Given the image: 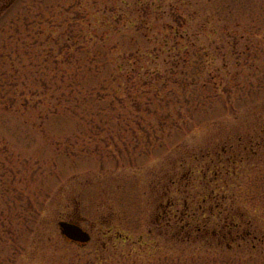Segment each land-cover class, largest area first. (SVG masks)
<instances>
[{
    "label": "rangeland",
    "instance_id": "1",
    "mask_svg": "<svg viewBox=\"0 0 264 264\" xmlns=\"http://www.w3.org/2000/svg\"><path fill=\"white\" fill-rule=\"evenodd\" d=\"M185 2L144 0L138 33L141 0H0V264H264L248 235L173 237L204 196L264 234V0Z\"/></svg>",
    "mask_w": 264,
    "mask_h": 264
},
{
    "label": "trees",
    "instance_id": "2",
    "mask_svg": "<svg viewBox=\"0 0 264 264\" xmlns=\"http://www.w3.org/2000/svg\"><path fill=\"white\" fill-rule=\"evenodd\" d=\"M182 2H185V0H182ZM146 5H147L146 3L144 5V0H141L140 6H139V12L137 15L139 17H135V18H138V20L132 21L133 25H138V29H136V30H138L137 31L138 33L139 32L141 33L140 24L141 23L147 24L146 21L150 17V14L147 13L148 8L147 9L144 8ZM145 9H146V12H145ZM170 9L171 10L169 13L172 15V18L167 19L165 22V25H164V29H165V32L167 35L166 37H168V33L170 31H171L170 32L171 34L174 33V36H173L174 38L179 37L180 34L183 36L184 32L181 33L180 30H181V28L183 29L187 26L188 21H189L188 19H189L191 13L189 15L186 14L179 5H175L173 7H170ZM118 16H121L120 13L118 14ZM121 21H123V19L116 20V23L115 22L114 23L120 24ZM132 22H130V24H132ZM128 23H129V21H128ZM128 23H127V25H128ZM186 30L187 29L185 28V31ZM67 46H68L67 44L62 45V51H63L64 47H67ZM136 50L140 51V48L138 47ZM68 57H70V56L69 55L66 56V58H68ZM136 58L137 57H135V55L130 54L129 64L134 66L133 69L136 68L135 67L136 65L138 66L140 64L139 63L140 61H138L139 59H136ZM140 58H141V56H140ZM132 60H134V62H132ZM140 60H143V59H140ZM127 65H128V63H127ZM140 65L142 66V64H140ZM149 73H150V70L148 69L146 72L147 77L149 76ZM147 77H145L144 79L147 80ZM158 78H159V76H158ZM175 82H177V81H175ZM149 84L151 85V82ZM141 88L143 90L144 86H141ZM98 91H100V92L106 91L105 82H102L101 87ZM64 94H67V93L64 91L62 92V99H63V97H65ZM100 99H102V98H100ZM170 190H171V185H165V187L163 188V191H164L165 195L167 194V196H169L168 194L171 192ZM207 201H208V197L204 196L202 199V203H201V201L199 202L197 209L195 208V205L192 207L189 206V204L186 201L184 204L185 211H183V213H180V215L178 213L174 214L177 217V223L174 224L172 221H167L168 215H169V211H168L169 208L168 207H170L171 204L173 207L175 204V201L174 200L171 201V199H170L167 208H164V212L162 213V217L161 218L159 217L160 219L164 220V221L160 220L161 221L160 226L161 227H170L172 224H174L176 226L178 223L180 224V222H182L181 228L178 231L174 232L173 237H176L178 235L179 238H183V239H190L191 236H194L197 239L199 238L200 241L207 242V244L209 245V247H207V251H209V250L214 251L215 250V251L219 252V251H221V249H225L224 247H226V250L227 249L230 250L236 245V243L238 241H239V245H242V242L245 241L244 239L247 237V235L250 236L251 239H257L258 241L261 240L260 243L264 242V234L259 237V235H257L256 233L253 234L251 232V229L244 228V227H249V226H245V224L250 225L251 223L246 222L245 220H241V221H238V219L236 220L237 216L231 214V212L228 213L229 215L226 216L223 224H221L219 227L213 226L212 225V219L209 218V215H205V213L207 211H209V212H211V217H215L216 214H221L223 212V210L221 209V204H217L216 206L218 208H220V210L218 209L219 211L217 213L216 211H214L215 205L213 203L209 205V201H208V205L204 204V202H207ZM190 207L192 209V212H190ZM198 209H202V211L204 212V215H200V213H198ZM165 233H166V236H170L169 235L170 230H167ZM186 236L188 238H186ZM253 248L254 249L257 248L255 244H253Z\"/></svg>",
    "mask_w": 264,
    "mask_h": 264
},
{
    "label": "water",
    "instance_id": "3",
    "mask_svg": "<svg viewBox=\"0 0 264 264\" xmlns=\"http://www.w3.org/2000/svg\"><path fill=\"white\" fill-rule=\"evenodd\" d=\"M59 226L62 234L71 240L87 242L91 239L90 233L77 223L61 220Z\"/></svg>",
    "mask_w": 264,
    "mask_h": 264
},
{
    "label": "flooded vegetation",
    "instance_id": "4",
    "mask_svg": "<svg viewBox=\"0 0 264 264\" xmlns=\"http://www.w3.org/2000/svg\"><path fill=\"white\" fill-rule=\"evenodd\" d=\"M172 203V202H171ZM169 209H171L172 208V204L170 205V207H168ZM86 220V218H79V219H68V221H70V222H75V223H80L82 226H83V223H84V221ZM86 230H88L89 231V233L91 234V239H92V233H91V231L89 230V229H87L88 227H85V226H83ZM91 241V240H90ZM89 241V242H90ZM86 244V243H85Z\"/></svg>",
    "mask_w": 264,
    "mask_h": 264
}]
</instances>
